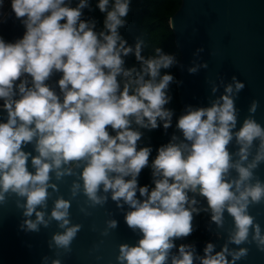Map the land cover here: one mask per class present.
<instances>
[{
  "label": "clouds",
  "instance_id": "1",
  "mask_svg": "<svg viewBox=\"0 0 264 264\" xmlns=\"http://www.w3.org/2000/svg\"><path fill=\"white\" fill-rule=\"evenodd\" d=\"M7 3L24 33L14 42L0 35V113L6 114L0 116V205L16 197L23 215L35 216L25 220L27 230L38 232L40 225L48 226V200L59 190L53 178L61 181L75 173L72 199L83 194L89 207L103 206L108 196L101 193H111L118 207L129 208L126 225L142 234L135 246H119L118 264H169L175 240L193 232L199 195L217 226H223L225 213L234 221L221 251L206 244L200 264H236L248 255V248L239 247L243 244L255 243L264 252V230L248 212L250 205L264 203V182L251 183L254 170L264 163V126L252 118L259 106L253 101L250 117L235 131V101L244 82L233 76L210 107H189L178 117L176 128L183 139L173 135L157 149L151 167L158 178L150 190L138 182L152 153L150 146L138 147L143 136L139 129L155 130L160 122L164 130L172 126L174 113L166 105L174 77L165 70L179 63L176 54L158 46L145 56L142 41L133 46L121 35L131 0H98L100 31L95 20L82 19L88 0H79L75 7L66 0ZM4 9L5 0H0V16L6 20ZM170 25L173 30V21ZM203 50L197 48L194 55ZM129 56L136 65L126 66ZM199 68L207 69V62L188 71L194 74ZM55 73H60L59 92L48 83ZM233 140L239 159L229 151ZM257 140L256 155L248 162ZM29 145L36 155L25 150ZM233 170L236 178L230 177ZM70 207L69 199L59 197L50 214L64 229L53 242L66 252L81 230L79 224L69 226ZM107 226L115 229L118 221ZM229 243L237 250L230 251ZM193 249L179 245L170 264H194Z\"/></svg>",
  "mask_w": 264,
  "mask_h": 264
},
{
  "label": "water",
  "instance_id": "2",
  "mask_svg": "<svg viewBox=\"0 0 264 264\" xmlns=\"http://www.w3.org/2000/svg\"><path fill=\"white\" fill-rule=\"evenodd\" d=\"M4 14L7 19L0 16V21H4L0 23V34L14 40L21 38L24 28L19 26L8 6L4 9ZM171 21L174 25V44L180 54L176 91L182 114L189 107H210L214 100L224 94L225 86L232 83L235 76L245 84L235 101V131L250 117L249 109L253 101H258L259 106L252 118L264 126V0H181L179 7L168 18L170 28ZM197 48L204 49L198 56L194 55ZM203 62H207V69L199 68L196 73H189L190 67ZM213 87L218 89L215 93L212 91ZM5 115L0 113V116ZM180 139H183L181 132ZM258 145L257 140L248 162L256 155ZM25 150L36 155L34 145H29ZM229 151L234 154L235 159H239L235 156L238 151L235 140L230 143ZM81 170L76 169V173ZM237 176L234 170L230 174L231 178ZM75 180H78L75 173L65 176L61 181L53 178L59 190L52 192L45 210V219L49 220V224L47 227L40 225L38 232L27 230L25 220H34L35 216L25 217L23 208L17 207L16 197H10L6 204L0 205V264H53L57 259L60 264H118L116 258L119 246L137 244L142 234L138 229H130L124 221V215L129 211L128 206L118 207L111 199V193H101L108 196L103 206L89 207L83 194L72 199L69 190ZM257 180L264 182V163H260L253 172L251 183L255 184ZM59 197L71 201L69 226L81 225V230L72 241L70 252L57 248L53 242V236L64 231L58 222L50 219L54 201ZM137 197L140 198L139 192ZM23 202L20 200L21 204ZM248 212L264 230V203L250 205ZM113 219L118 221V227L109 229L107 222ZM207 227L210 233L208 239L185 243L194 246L193 251L197 256L194 264H200L199 257L204 255V248L208 243L215 246V252L221 251L234 230V221L225 213L222 227L217 226L210 218ZM105 232L107 235H104ZM228 247L230 251L237 250L234 244L229 243ZM239 247L248 248L249 252L246 258L236 264H264V252L259 251L255 243ZM177 254L178 249L173 248L169 264L171 255Z\"/></svg>",
  "mask_w": 264,
  "mask_h": 264
},
{
  "label": "trees",
  "instance_id": "3",
  "mask_svg": "<svg viewBox=\"0 0 264 264\" xmlns=\"http://www.w3.org/2000/svg\"><path fill=\"white\" fill-rule=\"evenodd\" d=\"M70 2L72 7H75L79 0H66ZM98 0H88L89 7L83 10L84 14L82 19L95 20L96 30H102L103 14L96 8ZM181 0H131V11L127 17V26L122 28L121 35L124 36L130 45H135L138 41H142L144 45L145 56H149L153 53L154 47H162L165 52L174 53L179 61L180 54L178 48L174 44L173 31L169 27L168 18L179 7ZM19 26L23 28L20 21H17ZM1 35V34H0ZM6 41L14 42V39H10L2 35ZM136 65L135 58L129 56L126 58V66L132 67ZM173 75L174 80L169 85L168 95L171 97L170 103L166 105L174 113L172 117V126L167 130L162 127L155 130L139 129L142 133V139L138 141V147L150 146L152 148L151 156L149 157V165L145 167L138 178L140 186H148L151 190L154 188L153 169L151 167L152 160L157 155V149L171 141L173 135L180 138V131L176 128V121L182 114V108L177 96L176 91V79H177V65L170 69L165 70ZM50 86L57 92L58 87ZM133 127H136L133 125ZM111 132V130H110ZM114 135V133H111ZM190 197L192 194H189ZM198 203L195 205L200 211L198 214L194 213L193 219V232L187 238H181L175 240L178 249L179 245L193 241L206 240L210 237L208 231V220L210 213L204 211L207 206V201L203 197L196 195Z\"/></svg>",
  "mask_w": 264,
  "mask_h": 264
},
{
  "label": "flooded vegetation",
  "instance_id": "4",
  "mask_svg": "<svg viewBox=\"0 0 264 264\" xmlns=\"http://www.w3.org/2000/svg\"><path fill=\"white\" fill-rule=\"evenodd\" d=\"M60 78V73H55L48 81L49 84L53 85L54 87H58L57 81ZM59 88V87H58Z\"/></svg>",
  "mask_w": 264,
  "mask_h": 264
},
{
  "label": "built area",
  "instance_id": "5",
  "mask_svg": "<svg viewBox=\"0 0 264 264\" xmlns=\"http://www.w3.org/2000/svg\"><path fill=\"white\" fill-rule=\"evenodd\" d=\"M8 6L7 0L5 1V8Z\"/></svg>",
  "mask_w": 264,
  "mask_h": 264
},
{
  "label": "rangeland",
  "instance_id": "6",
  "mask_svg": "<svg viewBox=\"0 0 264 264\" xmlns=\"http://www.w3.org/2000/svg\"><path fill=\"white\" fill-rule=\"evenodd\" d=\"M213 236H215V234H213Z\"/></svg>",
  "mask_w": 264,
  "mask_h": 264
}]
</instances>
